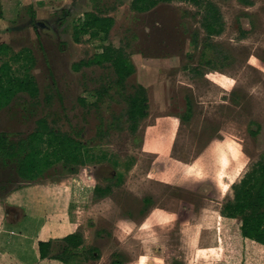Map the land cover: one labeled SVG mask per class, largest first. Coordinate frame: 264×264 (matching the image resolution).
I'll use <instances>...</instances> for the list:
<instances>
[{"label": "rangeland", "instance_id": "rangeland-1", "mask_svg": "<svg viewBox=\"0 0 264 264\" xmlns=\"http://www.w3.org/2000/svg\"><path fill=\"white\" fill-rule=\"evenodd\" d=\"M209 1L223 19L222 33L210 39L201 11L181 2L141 14L131 0H104L100 13L115 20L108 37L78 43L73 28L95 11L91 0L23 7L13 22L0 23V44L10 49L0 67L10 59L12 75L32 77L39 88L36 99L17 93L0 110V132L16 143L46 118L92 156L77 172L94 187L111 186L75 205L77 232L96 252L70 264H168L171 251L182 264H264V249L254 256L248 245L256 244L241 237L239 221L220 214L264 152V0ZM106 45L135 67L122 85L109 64L73 68ZM135 84L145 88L148 115L132 133L126 111ZM14 169L0 164V197L32 178ZM66 171L59 163L35 178Z\"/></svg>", "mask_w": 264, "mask_h": 264}, {"label": "trees", "instance_id": "trees-1", "mask_svg": "<svg viewBox=\"0 0 264 264\" xmlns=\"http://www.w3.org/2000/svg\"><path fill=\"white\" fill-rule=\"evenodd\" d=\"M95 11L86 12L79 18L80 25L73 28V41L78 43L80 37L89 36L97 39L103 35L107 38L115 22L108 16L109 12L100 13L104 0H91ZM240 4L251 6L249 0H238ZM172 2L189 3L201 11V28L207 39L218 36L223 31V19L219 8L209 0H131L130 8L136 13H146L160 4ZM1 17V12H0ZM195 39H198V36ZM195 40L193 43H195ZM197 44V42H196ZM197 46V45H196ZM195 46V47H196ZM9 46L0 44V54L7 55ZM10 61V59H9ZM9 61H4L0 67V110L10 105L12 98L17 93L25 92L30 99H36L39 88L32 77L18 78L12 75ZM109 64L117 77L116 83L122 85L124 81L135 72V67L129 56L122 49H115L111 45L101 48L92 58L75 64L73 68L103 66ZM134 92L128 95V109L126 111L129 130L135 133L141 122L148 115V98L145 88L135 84ZM102 97L99 93L98 99ZM98 99L92 104H96ZM85 103L84 99H81ZM36 128L32 133L16 143H11L5 133L0 132V164L1 167H10L14 164L15 173L22 178L32 175L29 180H35L46 169L55 164H62L63 168L71 174L77 172L78 167L88 165L92 161L82 143L69 133H64L48 125L46 118L36 121ZM121 176H118L119 184ZM111 191V186L101 188L96 186L93 196H104ZM233 197L223 204L220 214L227 219L239 221V231L243 239H248L264 246V152L258 160L243 175L240 181L232 186ZM61 251L51 254L52 243H40L39 251L42 259L52 258L62 264H70L73 259L83 255L94 257L95 250H87L84 238L80 233H75L63 239ZM168 264H182L177 251L168 252ZM113 264H120L116 261Z\"/></svg>", "mask_w": 264, "mask_h": 264}, {"label": "crops", "instance_id": "crops-1", "mask_svg": "<svg viewBox=\"0 0 264 264\" xmlns=\"http://www.w3.org/2000/svg\"><path fill=\"white\" fill-rule=\"evenodd\" d=\"M67 1L70 0H0V23L13 22L23 7L45 8ZM65 173L63 178L26 180L0 197V264H62L52 258L42 259L39 244L51 242L50 255L56 254L63 239L79 233L75 205L87 194L93 195L95 189L82 169L78 174ZM253 243L256 245L248 248L256 250L257 253H252L257 256L264 246Z\"/></svg>", "mask_w": 264, "mask_h": 264}]
</instances>
